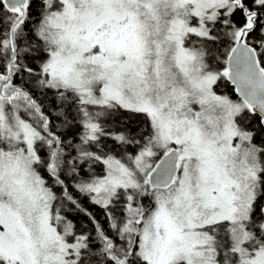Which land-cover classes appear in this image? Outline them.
I'll return each mask as SVG.
<instances>
[{
  "label": "snow or ice",
  "instance_id": "1",
  "mask_svg": "<svg viewBox=\"0 0 264 264\" xmlns=\"http://www.w3.org/2000/svg\"><path fill=\"white\" fill-rule=\"evenodd\" d=\"M0 264H264V0H0Z\"/></svg>",
  "mask_w": 264,
  "mask_h": 264
}]
</instances>
